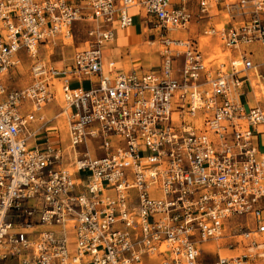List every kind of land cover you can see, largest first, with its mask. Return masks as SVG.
<instances>
[{"label":"built area","instance_id":"1","mask_svg":"<svg viewBox=\"0 0 264 264\" xmlns=\"http://www.w3.org/2000/svg\"><path fill=\"white\" fill-rule=\"evenodd\" d=\"M132 8L160 61L106 67ZM82 22L69 64L42 59ZM262 46L264 0H0V264H264V107L243 99Z\"/></svg>","mask_w":264,"mask_h":264},{"label":"rangeland","instance_id":"2","mask_svg":"<svg viewBox=\"0 0 264 264\" xmlns=\"http://www.w3.org/2000/svg\"><path fill=\"white\" fill-rule=\"evenodd\" d=\"M133 12V10H132ZM131 12V13H132ZM215 13H217V10H214ZM135 24L137 25L136 27L139 29V22H142L145 24V22H147L148 20L152 19V17L150 18H146L143 14H135ZM220 16H216V18H214V22H218L220 21ZM203 23H193L191 25V34L192 35H196V34H201L202 32V28H203ZM89 25L86 23H76L75 27H74V31H75V40L72 44V42H67L66 44H64L60 39L56 40V42L51 43L49 48L50 50L48 51H44L45 49L42 48V52L41 53V57L42 59H44L46 62L58 66V67H63L67 64L70 63L71 61V57L73 55V52L75 51V49L81 45L82 40L84 39V31L85 29L88 27ZM128 30H126L125 32L122 33V35H127ZM151 32V33H150ZM156 30H147L146 33L144 34V38H143V43L141 42L142 40H138V45L133 46L131 48L132 53H127V57L125 59V61H123L124 66H126L127 68L130 67H145L147 69L149 68H153L156 64L159 63L160 61V55H159V48H160V44H159V40L157 38L156 35ZM184 34H186V32H184ZM129 40V38H128ZM127 40V42H128ZM203 41V45H207L205 46V52L211 57H215V53H217V55H222V49L218 46V43H216L215 39H210V38H202ZM262 50L258 51L257 57L256 59L258 60V62L263 63L264 62V46L261 47ZM21 57H22V65L17 68L14 72H11L8 79H7V85L9 87H16V88H21L25 85H27L30 82V78H29V73H30V68H31V58L29 57V55L26 52H21ZM123 66V65H122ZM262 70L264 69V64L261 65ZM254 79V84L256 87V90L258 92V99L257 100L256 97L253 95V87L250 89L249 94L243 96L244 100H249L250 104H260L264 107V82L259 80V78H253ZM71 86L72 87H78V86H83L84 88H88L89 87V83L87 81L84 82H78L77 80H73L71 82ZM59 104L62 106L63 102L61 101V98H59L58 100ZM52 109V110H51ZM60 107L58 106L57 102H53L50 104V106L46 109V111L48 110V114L49 115H55L56 113H58L60 111ZM51 110V111H50ZM57 120H59V125L58 127L61 129L62 132V137L63 139H65V141L63 142L64 145H66L68 143L67 141V122L64 116L58 118ZM56 121V120H55ZM63 127V128H62ZM66 129V130H65ZM99 144V141H92L91 142V147L93 149H97V145ZM80 149H84L83 147H81ZM144 148H141V150H143ZM264 149V148H262ZM98 155L103 154L102 151H97ZM84 173H78L77 176L81 177L83 176ZM241 221H245L244 218H241ZM71 235V241L72 244H74L75 242V238L73 235V232H70ZM216 258V255H209L206 260L207 261H211L214 260Z\"/></svg>","mask_w":264,"mask_h":264},{"label":"crops","instance_id":"3","mask_svg":"<svg viewBox=\"0 0 264 264\" xmlns=\"http://www.w3.org/2000/svg\"><path fill=\"white\" fill-rule=\"evenodd\" d=\"M133 10V12H132ZM131 12L134 14H137V9L136 8H132L131 9ZM134 26H137L135 23L133 24ZM134 26H130V27H127V28H120L119 26L116 25V39L111 42V43H108L105 47V51H104V55H105V62H106V67H108V63H111L113 62L114 64V69L115 70H130L132 69L133 67H130V68H127L126 66H124L123 64V61H125L126 57H127V53H132V50L131 48L133 46H136L138 45V40H142L141 42L143 43V38H144V34L146 33V31L149 29L150 30V26L151 24L148 26L142 22H139V29L138 28H135ZM132 29L133 30V35H130L128 32H127V35H122L123 32H125L126 30H130ZM151 33V32H150ZM129 38V40H128ZM128 40V42H127ZM262 50L261 47L257 48V54H258V51ZM257 54L255 55L257 57ZM256 61H258L257 59H255ZM123 65V66H122ZM157 65V64H156ZM135 68H138V69H141V70H149L145 67H135ZM74 80H77V79H74ZM78 82H82L80 80H77ZM84 81H87L89 83L88 80H84ZM83 81V82H84ZM249 103L250 101L247 100Z\"/></svg>","mask_w":264,"mask_h":264},{"label":"bare ground","instance_id":"4","mask_svg":"<svg viewBox=\"0 0 264 264\" xmlns=\"http://www.w3.org/2000/svg\"><path fill=\"white\" fill-rule=\"evenodd\" d=\"M132 26H134V25H132ZM135 28H137L136 26H134ZM130 28H132V27H130ZM129 32V34L130 35H132V36H134L133 35V30L132 29H130V30H128ZM72 44H73V42H72ZM255 82H254V79L252 78V87H253V95L256 97V99L257 100H260V99H258V92H257V90H256V87H255V84H254ZM252 105V104H251ZM254 105V104H253ZM59 125V124H58ZM63 128V127H62ZM66 130V129H65ZM67 131V130H66Z\"/></svg>","mask_w":264,"mask_h":264}]
</instances>
